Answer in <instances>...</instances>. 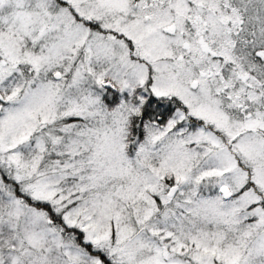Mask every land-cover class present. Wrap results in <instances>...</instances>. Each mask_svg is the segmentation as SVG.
<instances>
[{"label": "snow or ice", "instance_id": "1", "mask_svg": "<svg viewBox=\"0 0 264 264\" xmlns=\"http://www.w3.org/2000/svg\"><path fill=\"white\" fill-rule=\"evenodd\" d=\"M0 264H264V0H0Z\"/></svg>", "mask_w": 264, "mask_h": 264}]
</instances>
